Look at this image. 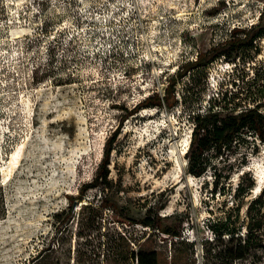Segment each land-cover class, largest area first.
<instances>
[{
    "label": "rangeland",
    "instance_id": "374dc122",
    "mask_svg": "<svg viewBox=\"0 0 264 264\" xmlns=\"http://www.w3.org/2000/svg\"><path fill=\"white\" fill-rule=\"evenodd\" d=\"M252 26L262 30L259 52L218 58L190 84L194 94L180 79L173 107L122 120L164 95L185 60ZM213 102L224 112L264 102V0H0V264H33L54 235V214L97 176L116 130L108 192L130 216L168 217L195 243L197 264H264L256 240L233 259L226 234L246 233L248 206L264 188V143L246 131L208 152L202 175L189 172L193 117ZM117 226L129 236L144 230ZM72 240L73 250L94 246Z\"/></svg>",
    "mask_w": 264,
    "mask_h": 264
},
{
    "label": "trees",
    "instance_id": "16d2710c",
    "mask_svg": "<svg viewBox=\"0 0 264 264\" xmlns=\"http://www.w3.org/2000/svg\"><path fill=\"white\" fill-rule=\"evenodd\" d=\"M261 36L262 30L258 26L235 27L229 38L212 45L207 51L199 52L194 60H185L179 66L177 74L170 77L164 95L155 93L146 97L134 108L126 110L122 120L144 108L164 105L173 107L179 101L175 86L180 79L188 78L189 82L185 83L184 90L194 94L195 88L190 84L195 82L201 70L207 69L209 63L223 56L230 58L251 51L259 52L258 39ZM198 98L202 99L201 96ZM262 106L264 102L239 112H224L217 109L216 103L213 102L206 114L195 115L187 152L189 172L196 176L202 175L207 169L208 152L213 150L217 155L222 153L246 131L255 133L264 143ZM117 136L116 130L107 140L103 162L93 181L83 184L77 196H70L71 202L68 207L54 214L57 223L54 235L48 245L38 251L33 258V264H197L195 243L186 240L178 226L167 223L168 217L155 212L143 218H133L130 211L109 194L111 183L109 165ZM98 187L103 190L99 202L85 199L89 189ZM6 212L5 197L0 189V218L4 217ZM247 217L244 235H241L238 228L233 230L229 228L226 232L230 234L233 242L231 251L235 260L244 258L255 240L259 241L258 245H264V188L249 204ZM74 223L77 225L76 233L72 230ZM125 224L132 226L139 224L144 230L140 235L129 236L117 226ZM67 233H71L70 239H67ZM73 234L77 239L86 237V241L94 246L76 247L73 250ZM237 234L238 237L244 236L243 240L238 239L239 244L234 242ZM160 242L170 243L171 250L167 251Z\"/></svg>",
    "mask_w": 264,
    "mask_h": 264
}]
</instances>
